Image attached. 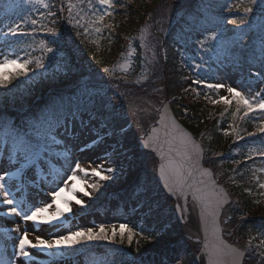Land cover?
<instances>
[{
    "label": "snow or ice",
    "instance_id": "6c2138e0",
    "mask_svg": "<svg viewBox=\"0 0 264 264\" xmlns=\"http://www.w3.org/2000/svg\"><path fill=\"white\" fill-rule=\"evenodd\" d=\"M85 2L86 0H75V2L67 0V22L76 29L78 36H86L89 25L97 33H101L102 28L111 29L114 27L111 23L105 24V17L113 16L111 9L116 7L113 0H96V4L105 8L103 12H99L94 8L92 0H87V9L92 10L91 16L84 23H81L84 19L81 15L84 8H80L79 11L75 12L74 9L78 5H85ZM26 4L29 10L37 6L47 9V17H55L57 15L56 12L50 10V6L44 3L43 0H26ZM21 6V4L16 5L17 8ZM201 7L207 11L211 5L202 4ZM225 10L229 13L233 11L239 12L240 5H228ZM59 11L64 12L65 7H61ZM44 18V14H41L40 20L35 17L30 20L26 17H20L19 20L11 23L0 21V24L3 25L0 27V40L3 41L5 46L11 48L13 45L23 43L25 38L31 37L34 39L39 34L42 36L40 40L42 52L53 54L55 49L50 46L48 38L59 37L61 33L55 27V19L50 21L52 26L49 27L41 22ZM225 24L232 25L234 29L242 31L233 32L225 26L202 19L199 16L189 15L187 18H184L183 26L176 33V40L185 50L189 46L198 50L199 61L193 64L192 68L199 72L205 64L209 66L211 63L222 65L227 62L231 65L232 70L241 75L247 73L250 81H258L260 84H264V0H248V4L243 7V15L239 19L226 18ZM38 27L39 32L37 31ZM247 33H251L255 37L251 43L246 41ZM0 54H3L2 50H0ZM155 56L156 52L154 51L153 58ZM93 58L95 59V57ZM2 63L16 67L19 75L27 76L31 61H24L17 53L9 52L5 54ZM36 67L41 69L45 67L43 58L37 62ZM103 71L105 74H112V70L108 67H105ZM10 83L11 81H6L0 76V88H7ZM192 83L200 84L202 81L196 79ZM204 86L217 91L225 88L229 95L237 101V104L243 106L245 110L244 116H248L249 112L256 111L257 109L264 112V89L254 91L249 87L248 91L250 95L246 96L242 91L237 90L236 87L227 86L224 83L204 82ZM185 91H188V89L186 88ZM90 99L93 100L94 107L98 105L101 109H108L109 117L115 123V116L118 113L112 104L111 98L105 99L103 96L97 94L90 97ZM210 102L215 104L224 103L225 105L230 103L225 97ZM76 116V112H62L52 107L42 110L38 114H25L20 117L19 123H17L0 109V129L4 132L3 143L0 145V173H2L0 174V218H8L6 222L10 223H16L17 219H19L24 221L25 224L31 221L33 225L46 224L59 227L63 222L62 218L65 215V211H72L68 207L70 203L68 199H64V210H61L59 206V200L64 197V188H59L58 191L55 188H50L48 191L52 194L51 202H47L45 206H35L34 208L27 207L23 200L18 201L11 188L15 187L17 192L22 190L24 182L29 178V174L34 169L39 171L41 166L46 162V154L50 144L61 143V140L68 136L70 123H74ZM117 132L125 136L127 135L123 125L118 123H115V128L107 134L116 135ZM257 132L264 134V123L258 124L256 132H250L248 135L255 136ZM227 134L225 133V135ZM58 137L61 139H57ZM104 139V135L97 134V138L91 144L85 143L81 151L94 149L96 146L102 144ZM240 139L242 140L244 137L241 136ZM152 140L153 137L149 136L145 140L143 147L149 148ZM180 143L184 148V162L177 163L170 159L167 165L161 164L159 167V175L163 180L164 189L167 190L170 196H177L176 210L179 213V219L187 222L191 210L198 203L201 220L206 222L208 217L212 218L211 227L206 228V239L208 242L203 245L200 259L203 261L206 257L207 264H225L224 258L228 256L231 257L229 264H243L245 252L249 251L252 247V240L248 241L247 249L233 248L224 243L221 234L217 230L216 221L220 210L227 203V200L215 193L213 197H210L203 189L187 184L184 170L186 163L192 159L189 153L202 157V150L191 138H186L183 133L180 136ZM152 151H155V149H152ZM255 154L264 157V150ZM252 155L250 153L247 158L252 159ZM108 159H110V154L106 153L105 160L107 161ZM161 159L163 160L164 157L161 156ZM234 163L239 164L241 161H234ZM75 167L83 171L79 163H75ZM116 171V168L105 165L99 171L94 169L92 174L98 176L102 181H109L114 179V176L111 174ZM101 172H105L106 174L102 175ZM188 175H191V171L188 172ZM201 175L210 176L211 173L204 171ZM32 178L34 179V177ZM12 179L21 181V183L9 185L8 181ZM63 179L61 178V180ZM72 179H75V176ZM97 187L98 185H93V188ZM258 187L264 189V183H258ZM186 188L192 189L191 204L189 203L188 193L185 191ZM249 195H251L250 191ZM181 200L183 201L182 203L180 202ZM75 202L81 207H86L81 200H76ZM53 203H56L57 207L54 213L48 216L46 214ZM125 232L128 234L129 248L131 247L132 236L134 234L139 235L148 244L159 243L164 236L163 228L149 227L134 233L133 228L129 227L127 223H120L118 226L113 224L107 228L101 224L98 227H88L83 230L73 231L67 235H61L59 239L55 240H46L37 236L35 243H33L29 239L31 233L28 229L21 228L17 224L15 228L5 229V244L11 243L13 251L11 254L6 253L4 258H0V264H37V253L49 254L53 264H55L63 256L61 249H75L83 245H98L101 243L123 246ZM9 233H15L16 235L12 236ZM197 243H200V241H197ZM139 251L140 249L137 248V252ZM124 255L127 257L131 254L125 252ZM260 255L264 257V251H261ZM141 256H143V253H141ZM184 261L185 257L179 244L172 246L171 256L168 257L166 264H184ZM132 264H135V258ZM157 264H165V262L161 261L157 262Z\"/></svg>",
    "mask_w": 264,
    "mask_h": 264
},
{
    "label": "trees",
    "instance_id": "16d2710c",
    "mask_svg": "<svg viewBox=\"0 0 264 264\" xmlns=\"http://www.w3.org/2000/svg\"><path fill=\"white\" fill-rule=\"evenodd\" d=\"M13 1L19 4L23 0ZM163 1L131 0L129 2V0H115L116 7L113 11V16L108 17L105 21V24L111 23L114 27L111 29L105 28L100 36L95 38L92 36V32L91 35L88 32L86 36H78L76 29L67 22V0H50V3L59 6V8L65 7V11L60 18L62 21L55 23V27L61 33V36L48 38L50 46L55 49V52L53 54L42 52L40 47L42 36L39 34L34 39L31 37L26 38L20 44V49L30 51L33 66L29 69L27 76H21L19 72H12L7 78L4 77L5 74L1 75L6 81H11V83L7 88H0V109L17 122V115L24 111L25 114L32 115L52 107L57 110L67 109L71 105L83 108L91 107L93 100L90 97L99 94L105 99L111 98L112 103H116L118 106L117 109L119 111L122 110L126 95L145 93L148 86L142 85L139 87L122 76H117L114 69L121 62H125L129 51L134 49L136 60L133 66L137 71L139 70L143 55L146 54L142 44H140L139 34L144 27L151 24L155 17L158 16L154 14L163 5ZM223 2V0H198L190 9H184L182 15L178 18V13L182 9L179 8L176 12V17L173 19V24H170L169 28L163 29L164 33L162 31L157 36L155 32L158 31V28H156L154 34H151V36H155L150 43L153 45L154 51L161 53L164 47L168 53L169 59L165 66H161L159 61V65L155 66L152 64V68L154 70L159 68L160 71L154 79L159 84L162 79L164 80L165 90L169 96L178 94L184 84V79L181 78V69L174 63V58L171 54L172 47L170 46L176 40V33L183 26L184 18L194 15L222 25L223 23L221 24L219 19L222 18L220 5ZM202 4H210L211 7L205 11L201 7ZM236 4L240 5V11H233L229 15L232 19H239L243 15V7L248 4V0H234L233 5ZM80 8H84V11L81 12L84 17L81 23H84L90 18L92 10L87 9V0L85 5H78L74 12L79 11ZM163 18H165V15H161L160 19ZM51 26L50 24L49 27ZM223 26L233 32L242 31L234 29L232 25H226L225 23ZM37 31H40L39 27ZM153 31L149 30L148 32L152 33ZM158 38L160 39L157 40ZM254 39L255 37L251 33H247L246 41L248 43H251ZM53 40L55 42H51ZM88 56H91L92 60L96 62L90 63V66H93L96 70L91 69L89 64L84 63ZM42 58L45 67L43 69L37 68L36 64ZM105 67L111 69L112 74H105L104 71L98 70ZM84 79H86V83ZM178 102V107L174 106V109L178 112H180L178 110L179 106L187 103V116L182 123L202 143L206 152L205 163L216 173L219 174L220 172L228 175L231 187L234 193L237 194L238 203L234 208L235 213L233 214L235 221L233 224L234 233L237 234L238 239L242 242L248 239L249 235L259 234L264 236L263 190L258 187L255 177L247 168L239 172L233 168L230 160L238 159L237 161H239L241 157L245 156L241 153L242 149L249 150V154L258 151V146L247 149L245 144L247 140L244 139L249 137L248 133L256 132L257 125L260 124L261 114L249 113L248 116H244L245 110L242 105L237 104V101H233L227 106H213L206 102H194L189 96L184 95ZM103 111L109 113L108 109H103ZM119 111H117L118 114ZM119 115L121 116V114ZM225 133L228 134L225 135ZM241 136L244 139L241 140ZM125 139L127 140V145L132 146V153L138 164V174L148 171L150 166L154 167V161L151 156L138 151V137L127 133ZM133 176L134 174L131 175L130 173L128 176V181L130 182L121 186L123 188L125 186L126 189L124 195L120 196L121 201H124L126 197L130 200L138 196L137 192L133 191L134 184L138 182V177L135 179ZM133 179H135L134 182H132ZM157 188L156 194L153 195L154 199L148 189H145L144 193L139 194L143 196L144 200H154L152 205L148 207L149 214L144 218L145 220L139 230L149 227L163 228L164 236L159 243L167 239L170 240L171 246L159 249V243L148 244L140 238H132L130 248L128 247L127 238L123 246L119 244H115V246L118 245L127 249L132 258H135V264H157L159 260H164L171 256L172 246L179 244L185 257L184 262L186 264H195L192 256L186 255L189 247L180 238L183 237V230L178 226L173 214L167 216L162 213L165 210L162 204L167 205L170 203L161 189ZM249 191L251 195H249ZM105 244L107 243L98 245ZM137 248L140 249L139 252H137ZM146 249L147 251H145ZM166 252L167 254H165ZM109 253L90 259L91 264H132L133 259L130 262L118 251ZM141 253H143V256H141ZM256 259L257 261L254 264H264V258Z\"/></svg>",
    "mask_w": 264,
    "mask_h": 264
},
{
    "label": "rangeland",
    "instance_id": "374dc122",
    "mask_svg": "<svg viewBox=\"0 0 264 264\" xmlns=\"http://www.w3.org/2000/svg\"><path fill=\"white\" fill-rule=\"evenodd\" d=\"M172 0H164L163 5L157 10L154 14L155 19L151 24L144 27L139 34V41L146 44L148 41L151 42V39L155 38V36H151L155 33L158 36L160 33H164L163 29H167L170 27V24L173 22V19L176 17V12L180 7H176L171 3ZM44 3L48 4V0H43ZM100 6V5H99ZM101 7V6H100ZM37 13L44 14V19H48L50 17L46 16L47 9L43 7L37 6ZM51 11L56 12L57 15L59 11L54 8H50ZM105 11V8L102 7V11ZM56 15V16H57ZM161 15H165V18L160 19ZM55 16V17H56ZM173 17V18H172ZM20 18L12 13L10 5L7 2H2L0 4V21L11 23L13 21H17ZM43 19V20H44ZM40 20V17H39ZM42 20V21H43ZM148 24V23H147ZM3 25L0 24V27ZM149 30H154L152 33L148 32ZM161 38V37H160ZM158 38L157 40H159ZM149 48V47H146ZM178 49L182 51V59L186 63L190 65V63L195 64L199 61L198 50H194V47L189 46L187 50L183 47L179 46ZM0 50H2L3 54H0V73L7 75L12 74V72L18 71L16 67L12 65H4L2 61L4 60L5 54H8L11 51V48H8L4 45L3 41L0 40ZM19 57L24 61H30L29 57L25 53H18ZM163 60L165 59L162 56ZM156 58H153V52H151L150 57H147L148 61H154ZM158 61V59H156ZM88 63H96L92 60L91 56L86 58ZM191 61V62H190ZM31 65V63L29 64ZM190 66L192 70V74L188 77L187 84L184 86L183 91L186 94H191L193 97L197 95H208L211 98V101L220 100L221 97L227 98L231 101L233 98L229 95L225 88H221L218 91L213 90V92H204L202 90L204 83H200L199 86H195L192 83L193 80L203 79L201 81H208L207 77L203 76L200 72L195 71ZM141 71L139 75L134 76L135 70L132 66V62L129 61L124 65L119 67V72H123L127 74L129 77L133 75L135 79L138 81L148 79L150 69L147 63H141ZM203 67L207 68L209 73L208 75H213L215 77V81L213 83H224L227 86H234L237 90L242 91L246 96L250 95L248 89L251 87L252 90L264 89V84H260L259 82H255L254 84L245 85L244 89L240 88V80L243 75L232 70L231 65L225 62L222 65H218L217 63H211L203 65ZM103 71V68L100 69ZM157 69L152 71V74L157 73ZM86 83V79H84ZM164 80L162 79L160 93H153L151 96L149 94H141L135 95L127 98V113H129L130 118L121 122L120 125H123L124 130L132 127V125L137 129L134 132L136 137H143L144 131L153 125V118L159 113V109L161 108V104L165 102V85ZM205 87V86H204ZM188 91H185V89ZM206 88V87H205ZM170 100V99H169ZM211 103V102H210ZM215 104V103H211ZM220 105H224V103H219ZM217 105V104H215ZM184 108L180 107V112L177 116L178 120H184L186 116H184ZM262 123H264V118ZM107 125V127H106ZM115 127H112L111 124L108 123L105 117L97 118L90 114L84 115L79 114L76 117L74 123H70L69 126V134L67 137H64L61 140V143H52L48 147L49 153L46 154V161L39 171H34L29 174V178L24 182V187L22 189L32 191H42L43 188L47 190L49 187H56L58 191L59 188H64V197L59 200V206L61 210L65 209L64 199H68L70 201L68 207L72 209L71 212L65 211V215L62 218V224L59 227H53L50 225H33L31 221L25 224L24 221L17 219L16 223L6 222L8 218H0V258H4L5 254H11L13 251V247L11 243L5 244V229L15 228L17 224L21 226V228H27L31 233L29 239L35 243L36 237L39 236L42 239L46 240H55L59 239L61 235H67L73 231L83 230L88 227H98L103 224L107 228L110 225H119L120 223H127L129 227L133 228L134 231L136 225L140 222V215L135 214L131 218L123 217L121 215H105L101 218L99 212H94L93 215H88V211L90 210L88 207L92 205L94 199L100 196V190L97 188H93V185H98V187H107L113 186L119 180H123V176L126 174L127 169L131 162V156L128 152L127 148H124L121 145L122 134L117 132L116 135H108L107 133L111 132ZM97 134L104 135V142L94 149H89L85 151H81V148L85 143L91 144L94 139L97 138ZM57 139H61L58 137ZM3 141L0 140V145H2ZM110 154V159L105 160V154ZM75 163H79L81 169L83 171L76 169ZM153 163V162H152ZM110 165L117 169L116 172L111 175L114 176L113 180L102 181L98 176H94L93 170H100L103 166ZM71 166V167H70ZM256 170L262 169L260 164H256ZM155 170V166H150L148 171V177L146 178L145 186L146 188L154 189L153 182V172ZM14 171V169H13ZM2 174V173H0ZM42 174V180L39 175ZM101 174H106L105 172H101ZM75 176V179L72 177ZM34 177V179L32 178ZM61 178H64L61 180ZM9 185H14L21 183V181L12 179L8 181ZM59 185V187H57ZM11 190L13 194L16 196L18 201L21 200V193L16 191L15 187H12ZM87 193V195H85ZM51 193L49 200H46L43 197H30L29 203H25L27 207L34 208L35 206H45L47 202H51ZM76 200H81L86 207H81L79 204H76ZM138 202H133L130 205V209H132L135 213L138 211ZM57 207L56 203L52 204V207L49 208L48 213L46 215L50 216L54 213ZM114 203L110 204V209L114 210ZM126 207L123 209L125 210ZM127 210V209H126ZM172 211L168 209L164 210V215L169 216ZM229 213V211H226ZM228 216V214H226ZM69 222V224H68ZM111 223V224H108ZM226 226V230L229 231L228 224L224 223ZM183 229V238L190 239V249H187L186 255L193 256L194 253L197 252L198 244L197 241H200L197 234L186 226H180ZM225 229V228H224ZM127 232H125L126 234ZM135 233V232H134ZM225 233V232H224ZM12 236H15V233H9ZM128 239V234L127 237ZM125 238V239H126ZM255 242L261 248H264V243H262V238L258 235L255 236ZM166 241L161 242L159 246L166 245ZM6 250V251H5ZM193 250V252H192ZM34 251V250H33ZM65 249H61L62 253H65ZM248 252V251H247ZM247 254V253H246ZM37 264H53L51 257L47 253H37ZM79 259V258H77ZM55 264H81L79 261H76V258L67 257L63 254L62 258L57 260ZM166 264V262H165ZM185 264V263H184ZM245 264H252L249 261H246Z\"/></svg>",
    "mask_w": 264,
    "mask_h": 264
},
{
    "label": "water",
    "instance_id": "95a60500",
    "mask_svg": "<svg viewBox=\"0 0 264 264\" xmlns=\"http://www.w3.org/2000/svg\"><path fill=\"white\" fill-rule=\"evenodd\" d=\"M195 0H174L173 3L175 5H182V6H191ZM181 133L185 134L186 138H191V140L199 146L201 149V146L198 142H196L190 132L185 130L181 124L175 120L173 117L172 111H170L168 103H166L163 108L161 109V114L159 115V119L157 121V127L150 130V134L141 142L140 144V150L147 151L154 155L158 160V168L156 171L157 181L159 186L163 189L166 195H168L174 202H175V218H177L178 222L181 224H186L188 226H191L194 228L199 235L201 236L203 240L202 248L204 243H207L208 240L206 239V228L211 227V217L207 218V221H202L200 218V207L199 204L191 210L189 214V220L187 222H184L179 219V213L176 210L177 207V196H170L166 189H164L163 180L161 179L159 175V167L161 164H168V161L174 160L177 163L184 162L185 158L183 156L184 148L180 143V136ZM153 137V140L150 144L149 148H144L143 144L145 140L149 137ZM152 149H155V151H152ZM202 150V149H201ZM189 155L192 156L191 161H188L185 165V180L188 185H193L195 188L203 189L210 197H213V194H219L223 198H226L227 203L229 202L228 195L225 193L224 189L220 186H217L215 182L213 181V174L205 169L203 167L202 158H203V152L202 157H197L194 154L189 153ZM161 156L164 157V159H161ZM191 171V175H188V172ZM204 171H208L211 173L210 176H202L201 173ZM203 181V183H201ZM185 191L188 193L189 196V203L191 204V191L192 189L186 188ZM199 194V193H198ZM183 202L182 200L180 201ZM225 203L222 207V209L219 212L217 221H216V227L219 233L221 234V227H219V219L221 211L226 206ZM222 238V237H221ZM226 245L227 243L224 242ZM233 248H241L244 249L241 245L234 246ZM201 253L196 257L197 264H207V258L205 257L203 261L200 259ZM225 264H229L231 257L225 256L224 258Z\"/></svg>",
    "mask_w": 264,
    "mask_h": 264
}]
</instances>
